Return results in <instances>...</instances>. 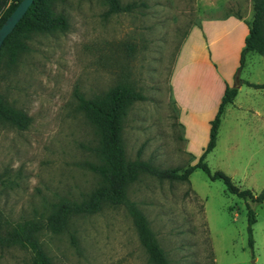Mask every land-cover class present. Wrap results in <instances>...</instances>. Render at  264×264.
Wrapping results in <instances>:
<instances>
[{"label": "rangeland", "instance_id": "1", "mask_svg": "<svg viewBox=\"0 0 264 264\" xmlns=\"http://www.w3.org/2000/svg\"><path fill=\"white\" fill-rule=\"evenodd\" d=\"M120 1L138 6L107 15L102 0H63L55 10L64 13L66 31L32 34L27 50L13 63L0 57V96L30 116L23 130L0 122L3 231L23 220L43 221L49 204L61 196L81 200L98 184V176L84 166L85 160H92L87 147L96 140L95 130L78 109L74 91L91 98L127 79L142 94L144 99L134 102L122 121L128 160L183 169L195 164L206 146L209 121L215 115L194 116L193 123L182 124L184 116L171 96L170 82L176 68L202 49L204 41L196 33L201 34L198 26L203 19L233 10L250 21L254 1ZM258 56L247 53L237 76L234 61L231 82L250 75L263 82ZM225 64L231 67L228 61ZM239 97L243 104L264 106L263 89L243 87ZM231 116L233 112L225 116L221 140L204 162L212 171L226 172L239 188L259 193L264 190L263 164L256 172L251 168L244 172L233 162L222 165L219 157L225 148L224 124ZM126 194L141 210L169 264L263 263L258 248L264 206L228 193L221 180H210L201 169L192 171L188 181L160 180L144 173L126 187ZM247 203L256 220L251 248ZM68 227L63 233L47 229L39 233L54 264H151L124 206L72 217ZM31 261L28 249L0 247V264Z\"/></svg>", "mask_w": 264, "mask_h": 264}, {"label": "trees", "instance_id": "2", "mask_svg": "<svg viewBox=\"0 0 264 264\" xmlns=\"http://www.w3.org/2000/svg\"><path fill=\"white\" fill-rule=\"evenodd\" d=\"M21 0H0V25L5 17L13 11ZM63 0H33L26 13L18 20L12 32L5 38L0 46V57L5 56L8 63H13L21 52L27 50L28 38L35 33H49L66 31L67 20L63 12H57L55 6ZM106 6V14L132 11L137 6L136 2L122 3L120 0H102ZM253 17L246 22L248 35L244 40V47L239 53L238 72L243 67L244 55L247 52L264 55V0H253ZM145 5V3H141ZM245 83L253 88H264L261 83ZM236 87L225 85L221 101L215 116L209 121L208 142L201 149L200 156L195 164L185 168H161L152 163L134 159L128 160L124 155L122 139V121L128 108L138 100H143L141 93L130 85L128 80L118 82L100 94L87 98L74 91L78 104L77 107L95 130L96 140L88 146L92 160H85L84 166L98 176V184L91 189L81 200L60 197L49 204L43 221L23 220L16 222L5 231L0 224V247L16 246L25 249L31 254L32 264H54L45 252L39 233L43 229L58 234L68 231V224L72 217L90 215L102 210L104 207L124 206L127 208L132 224L136 229L141 247L146 253L151 264H169L163 250L159 247L154 232L148 227L147 221L141 210L126 194V187L137 180L141 174H149L160 180L188 181L192 171L199 168L206 173L210 180H221L228 193L242 199H250L261 203L264 200V190L255 195L248 189L236 186L232 178L221 170L212 171L204 157L215 147L218 135L220 116L224 107L233 101ZM0 122L11 127L23 130L30 122V116L22 110L6 103L0 96ZM247 232L249 247H253L252 224L255 222V213L247 203ZM74 242V236L71 235Z\"/></svg>", "mask_w": 264, "mask_h": 264}, {"label": "crops", "instance_id": "3", "mask_svg": "<svg viewBox=\"0 0 264 264\" xmlns=\"http://www.w3.org/2000/svg\"><path fill=\"white\" fill-rule=\"evenodd\" d=\"M237 14L239 12L228 10V13L222 17L207 18L200 22L198 28L201 34L195 33L199 39L204 41L203 47L197 55L191 56L184 62V65L180 64L176 68L172 82H170V90L181 115L184 116V119H180V121L187 126L194 122V116H203L208 119L215 115L225 85L236 87L233 101L226 104L224 112L220 116L217 128L219 131L218 139L215 147L210 152L217 148L221 140L220 134L222 131L220 127L223 126L225 116L229 112H233V116L230 120H227L223 128L225 148L219 156L222 159V165L226 164L228 167L233 162L242 167L244 172L249 171L248 168L256 172L258 166L260 167L262 164L264 166V160L258 162V160L251 161L250 159L257 156L264 159V106H255L251 103L243 104L240 101V93L243 87L251 86L239 83V81L264 84V80L263 82L255 80L253 78L255 75H250L249 78H244V80L237 79L234 83L231 82L235 77L234 61L235 63L237 61L238 64L239 53L242 51L245 37L248 35L246 17ZM193 28L194 25L191 27V32L186 41L191 39ZM216 45L218 47L214 48ZM247 53L253 54V52ZM247 53L244 55V62ZM258 55L257 60L263 66L259 65L258 68L263 73L264 79V55L260 53ZM227 61L231 65L229 69H227L228 65L225 64ZM260 89L264 90V88ZM250 114L251 116H249ZM252 194L255 195V193ZM261 204L264 206V200ZM255 224L256 220L253 225ZM260 237L261 246L258 249L262 254V264H264V230L261 231ZM258 257L256 254L255 260H258ZM242 264L249 263L243 262Z\"/></svg>", "mask_w": 264, "mask_h": 264}, {"label": "water", "instance_id": "4", "mask_svg": "<svg viewBox=\"0 0 264 264\" xmlns=\"http://www.w3.org/2000/svg\"><path fill=\"white\" fill-rule=\"evenodd\" d=\"M33 0H21L17 6L9 13L0 25V46L3 44L5 38L12 32V29L18 20L26 13L29 5Z\"/></svg>", "mask_w": 264, "mask_h": 264}]
</instances>
